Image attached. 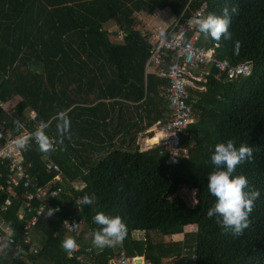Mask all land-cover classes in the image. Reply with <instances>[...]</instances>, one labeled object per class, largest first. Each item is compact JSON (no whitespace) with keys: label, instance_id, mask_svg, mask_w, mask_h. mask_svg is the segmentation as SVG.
I'll use <instances>...</instances> for the list:
<instances>
[{"label":"trees","instance_id":"trees-1","mask_svg":"<svg viewBox=\"0 0 264 264\" xmlns=\"http://www.w3.org/2000/svg\"><path fill=\"white\" fill-rule=\"evenodd\" d=\"M202 3L207 6L204 16L229 9L231 38L216 42L199 32V45L212 48L219 61L232 66L247 62L251 70L229 81L210 67L199 83L203 92L187 87L194 122L180 143L188 155L167 167L163 147L138 150L140 135L164 127L171 110L167 81L154 72L144 78L150 46L147 32L134 29V15L168 9L173 16L184 11L186 18ZM111 21L116 30L108 32L105 26ZM119 36L120 44L110 40ZM15 97L19 102L11 118L0 109V121L10 126L34 111L38 121L49 122L46 133L55 150L42 154L32 148L24 159L43 185L53 177L45 173V155L60 169L69 197L60 212H45L39 220L32 235L35 256L6 245L0 264H113L121 251L149 264H168L163 261L171 258L195 264H264V0H0V100ZM60 111L70 121L68 138L56 130ZM165 137L160 131L146 142L158 144ZM228 139L253 148L251 161L237 165L233 175H244L259 192L248 227L239 236L222 231L217 218L206 215L215 202L207 189L213 170L209 159L215 145ZM72 182L79 187H71ZM182 185L196 190L194 207L170 198ZM22 194L18 190L2 215L18 247ZM85 194L94 197L92 205L80 204ZM97 212L119 215L127 226L121 245L99 254L90 235L100 227L92 219ZM66 219L77 223L78 238L61 230ZM189 226L195 230L185 232ZM135 232L143 238L134 239ZM68 235L79 247L70 254L60 247Z\"/></svg>","mask_w":264,"mask_h":264},{"label":"built area","instance_id":"built-area-1","mask_svg":"<svg viewBox=\"0 0 264 264\" xmlns=\"http://www.w3.org/2000/svg\"><path fill=\"white\" fill-rule=\"evenodd\" d=\"M206 3H202L190 16L184 18V11L173 16L168 9H156L149 17L152 20H158L159 25L149 27L144 24L143 30L147 32V43L150 46V55L146 63L147 69H152L157 77L165 79L168 86L165 89L166 97L169 101L171 114L168 117L167 124L159 129L166 133L158 145L164 148L166 153L165 166L173 167L178 164L180 159L188 155L187 148L181 146L180 138L186 135V129L194 122L191 107L188 104L190 99L187 87L193 81L203 80L208 75V69L213 67L218 72L225 75L227 80L246 77L249 75L251 66L249 63H241L235 66L227 61H219L214 56V51L200 46L198 41L200 33L196 25V20L204 16ZM161 32L164 36L161 37ZM195 71H198L195 73ZM5 103L0 100V109H2L8 118L13 114L12 109L5 108ZM24 121L13 120L8 126L5 121H0V193L4 195L0 199V216L5 214L11 206L13 200L17 199L18 190H22L21 209L18 214L20 224V233L22 243L20 247L15 244L12 237V230L0 224V251L6 246H14L15 250L21 253H28L35 256L38 253L35 247L31 232L36 227L38 220L45 214L61 211L69 193L66 191L61 181V173L58 166L44 159V169L46 174H53L50 181L42 185L34 178L30 171L32 163L26 162L24 156L29 149H38L32 141L29 134L33 132L38 121L34 111L26 112ZM49 126V122H46ZM22 126V127H21ZM48 127L45 129L47 131ZM29 136L28 144L25 150L17 149L15 140L18 136ZM54 143V140L51 139ZM177 197L188 207H194L196 204V190L185 185L180 186L170 198ZM25 218H27L25 220ZM61 223V230L67 234H73L75 238L79 237L80 229L69 228ZM121 245V242L113 246ZM79 247L72 252L78 251ZM70 257V255L68 256ZM169 264H195L184 263L179 258L169 259ZM113 264H149L143 257H126L121 251L120 255L113 259Z\"/></svg>","mask_w":264,"mask_h":264},{"label":"clouds","instance_id":"clouds-1","mask_svg":"<svg viewBox=\"0 0 264 264\" xmlns=\"http://www.w3.org/2000/svg\"><path fill=\"white\" fill-rule=\"evenodd\" d=\"M231 12L235 13L236 9L232 8ZM230 23L231 17L228 8H224L219 16L210 13L196 20L198 31L216 42H219L222 37L224 40L231 38ZM160 35L163 37L164 33L161 32ZM234 43L235 47L238 48L239 42ZM56 119L58 135L68 138L70 121L66 112H58ZM47 127L48 124L41 121L35 130L29 134L42 154L55 150L51 138L45 132ZM29 136L20 135L16 138L15 145L17 149L25 150L30 147L28 144ZM57 143H62V140H57ZM252 153V147L246 144L235 146V142L228 139L215 145L209 159L213 170L207 177V189L215 198V202L207 210L206 215L209 218L216 217L221 230L224 232L230 231L234 236H239L248 227L249 214L252 211L253 203L259 197V192L249 186L244 175H233L237 165L245 161H251ZM93 203L94 197L88 194L83 195L80 199L81 205H92ZM51 210L54 209L50 208L49 216L53 214ZM92 219L94 224L100 226L90 232L91 243L94 247L100 249L112 247L125 238L127 226L119 215L109 216L103 212H97ZM76 224L73 222L69 225L68 221H64V225L69 228L75 227ZM60 247L66 254H70L78 245L75 238L68 235L61 240Z\"/></svg>","mask_w":264,"mask_h":264},{"label":"crops","instance_id":"crops-1","mask_svg":"<svg viewBox=\"0 0 264 264\" xmlns=\"http://www.w3.org/2000/svg\"><path fill=\"white\" fill-rule=\"evenodd\" d=\"M150 15L149 14H144V13H138V14H136V16L134 15V17H135V26H134V29H136V30H141L142 32L144 31L143 30V25L144 24H147L149 27H155L156 25H159V21L158 20H152L151 19V17H149ZM111 27H113V28H111ZM105 28L107 29V31L108 32H112V31H115L116 30V26H115V23L113 22V21H111V22H109L108 24H107V26H105ZM144 33H145V31H144ZM200 38V37H199ZM110 40L112 41V42H116V43H118V44H120L121 42H122V40H121V37L119 36V37H110ZM118 42H117V41ZM209 49H211V48H209ZM147 62V61H146ZM154 73H153V70L152 69H147L146 68V63H145V67H144V78H145V76L146 75H153ZM155 75V74H154ZM159 78V77H158ZM146 79V78H145ZM205 77H204V79L203 80H200V81H193L191 84H190V87L191 88H193V90H195V91H198V92H203L204 91V87L202 86V85H199V83H204L205 81ZM19 102V99L18 98H12L10 101H8L7 103H5L4 105H5V108H7V109H12L13 110V108L15 107V105L17 104ZM27 112V111H26ZM194 119V118H193ZM160 132V130H156L155 128H151V129H148L147 131H145V132H143L141 135H140V137H139V140H138V147H139V152H146V151H148V150H150L151 148H154V147H157V146H159L158 144H154V145H148L147 144V140L148 139H150L151 137H153L156 133H159ZM161 132H163V131H161ZM34 149V148H33ZM38 152H40L38 149H36ZM44 159H46V160H48V161H50L49 159H47V157L45 156V155H43L42 156V158H41V160H42V162H43V164H44ZM50 162H52V161H50ZM31 163V162H30ZM53 163V162H52ZM54 164V163H53ZM32 169H33V164H32ZM31 169V170H32ZM31 173V172H30ZM32 175V174H31ZM33 176V175H32ZM34 178H36L35 176H33ZM37 179V178H36ZM38 180V179H37ZM39 181V180H38ZM61 181H62V183H63V180H62V178H61ZM64 184V183H63ZM44 185V184H43ZM79 183L78 182H72L71 183V187H73V188H77V187H79ZM64 187H65V185H64ZM1 194V193H0ZM3 195V194H2ZM4 196V195H3ZM0 199H1V197H0ZM21 209V208H20ZM20 209L18 210V212H17V216H18V214H19V211H20ZM42 218V217H41ZM40 218V219H41ZM27 218H25V220H26ZM39 219V220H40ZM19 220V219H18ZM39 220H38V222H39ZM0 224L1 225H3V226H7L5 223H4V221H3V218L0 216ZM20 224H21V222H20ZM38 224V223H37ZM37 226V225H36ZM8 227V226H7ZM191 227H193V226H189V229L187 228H185V232H191L190 231V228ZM35 229V228H34ZM34 229L32 230V232H31V237H32V239H33V236L32 235H34ZM135 233H137V232H135ZM135 233H133L132 234V236L135 234ZM134 238V237H133ZM135 239V238H134ZM33 243H34V245L35 246H37V244L35 243V241L33 240ZM93 246V245H92ZM94 247V246H93ZM95 248V253L96 254H99V253H101V252H104L105 250H106V248L107 247H104L103 249H100V248H96V247H94ZM171 259H173V258H171ZM169 259H167V260H164L163 262L165 263V262H167ZM169 264V263H168Z\"/></svg>","mask_w":264,"mask_h":264},{"label":"rangeland","instance_id":"rangeland-1","mask_svg":"<svg viewBox=\"0 0 264 264\" xmlns=\"http://www.w3.org/2000/svg\"><path fill=\"white\" fill-rule=\"evenodd\" d=\"M111 28H113V27H111ZM117 41V40H116ZM118 42V41H117ZM188 229H189V227H187ZM186 228V229H187ZM195 230V227H191L190 228V231H194ZM133 237L135 238V239H142L143 238V235H142V233H140V232H137V233H135L134 235H133ZM92 244V243H91Z\"/></svg>","mask_w":264,"mask_h":264},{"label":"water","instance_id":"water-1","mask_svg":"<svg viewBox=\"0 0 264 264\" xmlns=\"http://www.w3.org/2000/svg\"><path fill=\"white\" fill-rule=\"evenodd\" d=\"M30 68H31V69H33V70H36V71H38V70H39V68H38V67H36V66H33V65H31V66H30Z\"/></svg>","mask_w":264,"mask_h":264}]
</instances>
